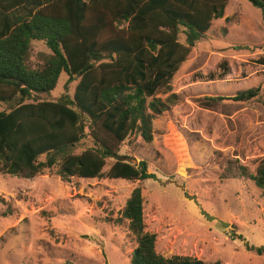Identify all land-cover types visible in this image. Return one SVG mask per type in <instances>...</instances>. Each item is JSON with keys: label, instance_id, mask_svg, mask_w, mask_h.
I'll return each instance as SVG.
<instances>
[{"label": "rangeland", "instance_id": "obj_1", "mask_svg": "<svg viewBox=\"0 0 264 264\" xmlns=\"http://www.w3.org/2000/svg\"><path fill=\"white\" fill-rule=\"evenodd\" d=\"M49 53L33 42L28 65L41 66ZM263 61L260 10L247 0H229L223 17L195 41L171 92L156 96L163 101L174 95V103L154 116L151 141L133 132L121 144L119 156L134 164L144 160L154 176L140 187L145 231L156 236L158 254L204 264H264V254L242 252L243 245L264 247V193L237 169L254 175L264 159ZM67 78L61 73L55 89L35 100L71 97L76 82L65 90ZM254 87L260 94L246 103L224 100L206 109L198 102ZM91 146L85 137L67 151L79 154ZM113 162L106 160L103 173ZM137 186L107 178L63 182L50 174L31 180L0 174V264H129L136 244L121 210Z\"/></svg>", "mask_w": 264, "mask_h": 264}, {"label": "trees", "instance_id": "obj_2", "mask_svg": "<svg viewBox=\"0 0 264 264\" xmlns=\"http://www.w3.org/2000/svg\"><path fill=\"white\" fill-rule=\"evenodd\" d=\"M228 1L0 0V105L8 107L0 111V174L138 183L121 210L136 244L129 264H204L156 252V236L144 227L140 187L154 176L144 160L128 162L118 151L133 132L151 141L154 116L174 103V95L163 101L156 96L171 92L172 79L195 41L223 17ZM247 1L260 10L264 24V0ZM33 42L50 52L37 68L28 65ZM220 66L223 74L226 65ZM61 73L68 77L65 90L76 82L72 96L35 100V94L55 89ZM259 94L260 87H254L232 98L198 102L215 109L224 100L246 103ZM85 137L90 148L79 154L67 151ZM108 158L114 162L103 173ZM237 169L238 176L251 179L264 193V159L254 175L243 166ZM245 248L264 254V247Z\"/></svg>", "mask_w": 264, "mask_h": 264}, {"label": "water", "instance_id": "obj_3", "mask_svg": "<svg viewBox=\"0 0 264 264\" xmlns=\"http://www.w3.org/2000/svg\"><path fill=\"white\" fill-rule=\"evenodd\" d=\"M186 197H188V196H186ZM191 199L194 200V198H191ZM200 213H201V215H203L205 217L206 220H214L213 217L208 216L204 211L201 210Z\"/></svg>", "mask_w": 264, "mask_h": 264}, {"label": "crops", "instance_id": "obj_4", "mask_svg": "<svg viewBox=\"0 0 264 264\" xmlns=\"http://www.w3.org/2000/svg\"><path fill=\"white\" fill-rule=\"evenodd\" d=\"M239 246H240V244H239ZM239 246H238V247H239ZM239 248H240V247H239ZM242 248H243V249H242V252H243V253H246V250H245V246H244V245H243V247H242ZM252 252H253V251H252ZM256 255H257V254H256ZM257 256H259V257H260L261 255H257ZM257 258H258V257H256V259H257ZM240 264H241V263H240ZM247 264H253V263H251V262H248ZM256 264H261V263H256Z\"/></svg>", "mask_w": 264, "mask_h": 264}]
</instances>
